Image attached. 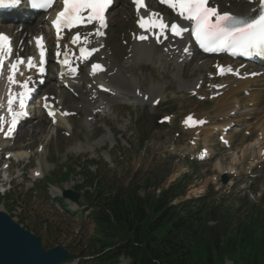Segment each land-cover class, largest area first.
<instances>
[{"label": "rangeland", "instance_id": "374dc122", "mask_svg": "<svg viewBox=\"0 0 264 264\" xmlns=\"http://www.w3.org/2000/svg\"><path fill=\"white\" fill-rule=\"evenodd\" d=\"M118 9H123V6L114 7L111 16L114 13L116 14ZM111 29L112 27H110V31L108 30L106 41L113 51L117 47L121 48L123 34L119 31L115 32V29ZM12 35L15 37L14 33ZM111 36H116L117 38L113 41ZM196 61L194 60L187 67L184 76L180 79L182 82L191 83V79H193L190 77L192 76L191 70L196 65ZM120 62L125 61L120 58ZM122 64L126 66L124 63ZM171 72H173V68H169L168 70L164 68V71L161 72L154 70L152 67H142L141 71H137L134 74L140 81L142 90H146V92L152 85L164 87L163 93L161 92L162 96H160L161 103L156 108L151 106L135 107L130 103L132 94L120 92L122 97L118 96V98L121 97L122 99L120 100L119 98V102H123L121 105L113 108V112L109 117L112 126L98 121L92 127V138L94 141L109 135L114 137V142L106 143L110 142L107 139L106 144L104 143L105 146L96 151L90 149L88 151L84 150V146H82V149L79 147L74 149V147L83 145L80 142H87L86 132L82 126L84 114L81 113L78 117L71 119L70 128H66V130H71L72 128L69 134L70 137L68 138L63 133L52 135L53 132L50 130V125L39 113V118L38 116L32 117L28 122V128L26 127L22 130L14 143L7 144L9 147L12 146L14 151L29 150L31 157L30 159L27 158L29 159L28 163L24 161L23 163L14 164L10 168L8 178H6V172L0 174V178L2 177L3 180L11 178L13 181L10 186L8 184H5L2 188L0 186V209L10 212L15 204L24 207V214L19 218L18 222L33 230L38 236L44 234L42 226L48 223V229L52 230L51 236L64 245L80 235L85 240L93 233V225H91L90 220L86 216L75 218L64 213H55L53 210L54 206L59 204V195L55 196L57 197L56 199H51L57 193V191L54 193L53 188L63 190L65 184L59 183L56 179L66 169L67 172L72 174V182L76 183L75 185L77 186H82L80 189L85 190L89 189V172L92 175L99 176V178H103V174H105L106 177L114 179L115 183L124 187L132 184L130 182H134V185H137L141 182L140 180L145 178L148 180L150 189L147 192L149 193H152L155 188L158 189L165 185H170L172 180L176 179L175 182L182 181L183 185L186 186L185 199L208 194L210 187H212V191L208 197V204L219 207L232 226L251 220L258 212V221L261 223L264 217V172L261 171L260 164L255 163L259 159H253L251 162V160L246 158H253L254 149L257 146L261 147V142H259L261 132L258 130L262 127L261 131L264 132V113L259 114L258 119H247L245 117L246 120L244 118L247 125L236 127L238 131L232 132L229 137L231 139V149H220L216 146L215 140L213 141L214 135L210 137L211 140L207 141V143L213 146L212 153L214 157L212 160L204 164H195L187 161L188 164L182 165L186 167H183L185 170H182L181 165L175 163L174 148L185 146V140L186 138H190V135L186 134V137L180 138L176 137V134L173 132L178 131L182 116L188 113H194L197 117L208 115L214 118L216 115L215 117L220 118L215 108L218 97L214 103H200L187 98L188 92H181L179 87L178 83H180V80L169 78ZM126 99L128 101H124ZM67 102L74 104L78 100L73 101L69 99ZM164 115L172 116L173 123L168 127L156 124L157 118ZM107 116H104L103 120ZM259 116H261L260 119ZM43 120L46 122L43 126L46 134L34 132L33 136H31V128L39 122L43 123ZM216 129L218 130L220 127L214 126L212 128V130ZM27 130H30V132H24ZM210 132L211 130L209 129L205 133ZM246 133H249L250 137H247ZM143 136H147L146 140L149 142V145L144 151H139V141ZM255 142L259 144L256 143L254 145L253 143ZM39 145L45 147V151L42 154L36 153ZM257 150L258 147L255 151L257 152ZM81 152L90 153L91 155L73 154ZM93 152L94 155H92ZM106 152L108 155H106ZM21 153L23 155L27 154ZM19 154L16 155L17 159H19ZM192 159L193 157L189 158V160ZM220 165L224 170L234 172L232 173V179L225 185L218 180L214 181V178L219 179ZM218 166L219 169L217 168ZM252 168H254L253 171H251ZM35 169H40L44 178L33 182L31 173ZM53 170L54 172H52ZM184 171H189V173L184 174ZM20 174L24 175L23 178L20 177ZM184 175L187 176L183 178ZM46 178H49L47 180L49 182H46ZM3 191L5 194H3ZM176 202H179V200ZM77 214L79 213L77 212ZM78 219H80L79 221H83L80 225L83 233H80L79 225L75 222ZM210 225L214 226L215 224L212 222ZM63 235L64 237L62 238ZM65 237H72V239L65 242ZM122 264L128 263L124 261ZM226 264L232 263L226 262Z\"/></svg>", "mask_w": 264, "mask_h": 264}, {"label": "trees", "instance_id": "16d2710c", "mask_svg": "<svg viewBox=\"0 0 264 264\" xmlns=\"http://www.w3.org/2000/svg\"><path fill=\"white\" fill-rule=\"evenodd\" d=\"M140 187L96 185L90 199L95 234L89 253L101 256L93 264L120 255L132 264H264V217L261 223L256 215L232 226L205 199L172 205L183 194L180 185L158 196H140ZM106 249L111 250L102 254Z\"/></svg>", "mask_w": 264, "mask_h": 264}, {"label": "snow or ice", "instance_id": "6c2138e0", "mask_svg": "<svg viewBox=\"0 0 264 264\" xmlns=\"http://www.w3.org/2000/svg\"><path fill=\"white\" fill-rule=\"evenodd\" d=\"M53 0H29L32 7L48 8L52 5ZM161 4L166 5L182 20L188 21L191 24V36L195 39L205 53L229 52L231 54L260 55L264 56V0H259V14L251 19H243L229 12H221L218 7L214 6L211 0H159ZM20 3V0H0V8L15 7ZM63 8L57 14L52 22V27L57 34V40L61 39V33L67 29L71 31L88 25L95 26L94 34L103 36V29L107 26L106 12L112 4V0H62ZM137 13L141 8H144L143 0H132ZM138 26L145 32H153L156 37V42L160 43V37L164 36L166 30H169L173 36L181 37L185 32L189 31L187 27H182L176 23L170 26L163 21V18L158 13H150L147 17L140 16ZM155 30V31H154ZM91 34V33H89ZM149 37L140 35L137 37L140 41H145ZM41 37L36 38V46L39 50L38 65L33 62L31 57L27 60V68H37L38 71L44 73V65L46 63L44 48ZM73 45L80 44L79 59L81 61L88 60L93 52L97 49H87L84 44L87 42V35L83 37L79 32L71 37L70 41ZM59 47V45H58ZM9 38L6 35L0 34V68L4 65L5 58L11 54ZM188 52V49H184ZM57 57L61 55L58 51ZM64 59L60 61L62 66H66L68 71L74 76L77 73V68L72 66L68 52L63 53ZM23 59H17L9 65V74L7 81L9 85H16L18 82L15 79L19 66L24 64ZM99 64L92 65V74L97 71H102ZM220 74H223V69L219 68ZM231 71V69H229ZM22 89L18 94L13 93L11 87L8 90L7 110L11 116V121L5 135H10L15 128L18 119L24 115L22 111H13V104L18 100L19 108L24 109L25 98L30 93L31 89L29 82L26 80L19 84ZM53 116V112H49ZM67 115V113H64ZM190 126L202 125L204 121L193 120L191 116L185 120ZM2 130V128H0Z\"/></svg>", "mask_w": 264, "mask_h": 264}, {"label": "bare ground", "instance_id": "6f19581e", "mask_svg": "<svg viewBox=\"0 0 264 264\" xmlns=\"http://www.w3.org/2000/svg\"><path fill=\"white\" fill-rule=\"evenodd\" d=\"M211 2L214 6H217L221 12H229V13H232L238 16L248 15L249 13H251V11L255 10L254 5H248L243 2L242 4L240 2L236 3L234 0H211ZM120 5L123 6V9L121 10L118 9L119 11L117 10V13L116 14L114 13L113 16H111V23L115 25V28L113 27L115 29V32L119 31L123 34L125 38L128 37L126 39L127 46L122 47L121 49L122 51L124 50L127 51V54H124V56H127V55L130 56L126 58L128 66L123 68L122 66L118 64V61H117L119 57L123 56L122 54L124 52H121L122 53L121 54L120 51H117L108 56L107 53L110 50L108 48H105L103 51H100L98 55V58H100L101 56H106V59L103 61L105 65L103 70L105 72L102 74L98 73L96 75H90V77H88L87 73H85L84 75V79L88 81L90 84L92 83L93 80L101 78L103 82H105L112 89L113 95H100L95 101H93V99L91 98L93 97V95L95 96L96 93H93L91 90H86V89L85 90L83 89L81 91V89H79V87L77 86L75 87V89L80 97L78 103L76 105H71L70 109L65 108V110H67L68 112L79 111L82 109L86 115V118L84 122L82 123V126L84 128H88L89 131H91V129H89V127H91L90 123H93V121H96V119L98 118V111L102 109L103 115L107 116L109 115L108 111L110 108H112L116 104L121 103L119 102V98L120 100L122 98L121 97L118 98L119 95H116V92L125 91L126 93H132L133 102L135 105H138V106H149L155 99L161 96V92L163 90L162 86L152 85L151 87L148 88L147 92H143L140 90V82L136 79L135 76H133V74H135L137 71H140L143 66L152 67L154 69L156 68L162 69L167 64H172V66L174 67L175 73L174 74L171 73L170 78H172L173 80V78L180 79L181 75H183L185 71V68L190 65V63L186 60V58L181 55L182 48L179 50V53H178L179 55H174L173 58H170V55H173L174 53L173 52L170 54L164 53V48L167 46V44L162 43L161 47H158V46H153L150 43L136 44L132 42L130 40V36H131L130 33L136 32V29L133 23L132 6L129 4V2H126V0H115V4L113 7L118 8ZM153 10H157V9L155 7H151V8H148V10L142 14L148 16L150 13H152ZM9 17L11 18V16ZM171 18L172 17L170 15L164 16V20L171 19ZM109 22L110 21H108V23ZM0 28H2V31L8 32L11 35L13 33L11 32L13 31V28L10 29L8 27H1V26ZM29 30L32 31V29H29ZM33 30H36V27H34ZM90 31H95V30L88 29V30H84L83 32L87 33ZM14 35L16 37L18 34H14ZM115 38L117 37L111 36V39L113 41L115 40ZM91 39L93 41V46L95 47H100L102 44H104V40L99 39L96 36H90L88 38V41L90 42ZM115 44H116V41H115ZM203 58L208 59V57H205V56ZM208 66H209V63L206 60L201 61L200 65L196 64L195 66H193L192 72L194 73L193 75L196 77L191 79L192 81L190 84L181 82L180 88L182 90L194 91L199 81L202 80L201 73H203V71L205 70H208ZM259 71H262V69L256 70V72H259ZM162 76L164 79H166L164 75ZM119 79L122 81L118 83ZM220 85H223V88L220 91V97L218 96V101L216 99L214 102L217 101L215 108H216L218 117H220L222 120L227 122L226 124H224V126L229 124L228 123L230 122L229 114L231 112L236 113V117H235L236 120H238L240 117L257 118L259 114L264 113V77L260 76L259 78L245 79L242 81H237L234 78H224L221 80ZM135 90H140L139 95L134 94ZM247 91H249L250 93L248 97L245 98L244 96H241V94L246 93ZM59 105L61 106L64 105V101H60ZM34 116H36V113H34ZM241 120L244 121V119H241ZM62 121H60L58 125L55 126L54 131L61 130L63 129V127H64V130L66 128H70L69 119L62 120ZM231 121L234 122L233 120ZM104 122L105 123L109 122L108 116L104 119ZM44 124L45 122L43 123L39 122L36 126H33L31 128V136H33L34 132L36 133L39 132L40 134H44V133L46 134V131L43 130ZM215 127H223V125L215 126ZM206 129L207 128H204L203 130H206ZM24 132L29 133L30 130H27ZM67 132L68 131H66V133ZM47 133L49 134V132ZM107 139L110 142L114 140L112 136H109V137L103 136L97 139L96 141H92L93 143L84 145L83 149L87 151L89 149L95 150L99 147L104 146V143L107 141ZM4 144L5 142L0 140V147H3ZM253 144L255 145L256 143H253ZM80 148L82 149V147ZM21 152L27 153L28 155H30L28 151H18L16 153H13L12 156L16 157V155L20 153L19 154L20 160H25L29 158L27 154L26 155L28 157L26 155H23ZM81 153H85V152H81ZM222 172H223V169L220 168V173Z\"/></svg>", "mask_w": 264, "mask_h": 264}, {"label": "water", "instance_id": "95a60500", "mask_svg": "<svg viewBox=\"0 0 264 264\" xmlns=\"http://www.w3.org/2000/svg\"><path fill=\"white\" fill-rule=\"evenodd\" d=\"M64 197L72 201L78 195L67 192ZM61 247L43 251L40 240L20 229L3 213H0V264H61L74 259Z\"/></svg>", "mask_w": 264, "mask_h": 264}]
</instances>
